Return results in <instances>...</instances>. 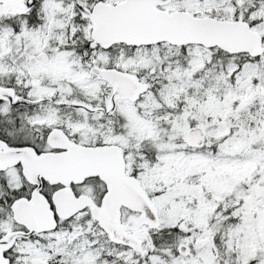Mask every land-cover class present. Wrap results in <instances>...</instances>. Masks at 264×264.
I'll use <instances>...</instances> for the list:
<instances>
[{
  "label": "snow or ice",
  "instance_id": "6c2138e0",
  "mask_svg": "<svg viewBox=\"0 0 264 264\" xmlns=\"http://www.w3.org/2000/svg\"><path fill=\"white\" fill-rule=\"evenodd\" d=\"M0 264H264V0H0Z\"/></svg>",
  "mask_w": 264,
  "mask_h": 264
}]
</instances>
